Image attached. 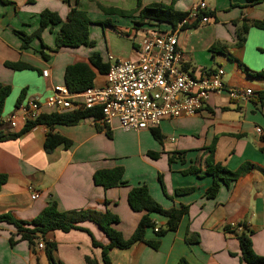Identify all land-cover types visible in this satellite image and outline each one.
Segmentation results:
<instances>
[{"label": "crops", "instance_id": "1", "mask_svg": "<svg viewBox=\"0 0 264 264\" xmlns=\"http://www.w3.org/2000/svg\"><path fill=\"white\" fill-rule=\"evenodd\" d=\"M173 5L174 9L189 14L200 3L206 4L202 13H209V21L190 28H177L178 44L186 65L195 75L224 70L225 90L212 96L204 109L193 117L166 119L156 128L161 140L150 130L125 132L117 121L111 128V137L99 130L100 122L86 119L74 126L57 125L54 132L71 141L68 149L58 148L47 154L44 149L49 129L40 125L16 140L0 142V174L8 179L0 192V216L11 214L20 221H32L47 206L56 204L58 211L96 210L116 215L115 228L126 238L137 228L142 216L131 210L128 194L133 187L146 185L150 195L165 209L188 206L176 231L158 237L148 228L145 240L159 241L158 249L138 242L127 250L112 249V264H177L186 258L190 264H239L240 245L226 227L245 224L252 234L254 252L264 256V101L258 100L264 91V77L254 76L264 70V30L251 27L245 36L240 34L245 21H264V3L249 0H0V85L10 86L0 118V132L13 134L8 116L17 108L23 91L22 103L43 101L54 86L65 84L68 66L87 62L99 53L104 63L110 58L135 61L139 57V44L151 27L136 26L137 13L129 16L108 14L106 10L133 12L138 4ZM87 12L93 23H109L107 30L114 36V44L103 55L99 49L81 46L58 47L57 37L61 25L48 26L41 39L34 38L23 48V35H33L40 27V15L48 10L57 13L66 22L72 8ZM101 25V24H100ZM163 30L171 31L163 26ZM160 32V31H158ZM116 36L129 39L131 50L127 53L116 45ZM241 37L245 38L239 45ZM123 39V40H124ZM126 44V43H123ZM212 47L214 50L212 51ZM42 52L48 55L44 59ZM22 62L30 69L15 71L4 63ZM48 71V78L43 72ZM105 84V75L98 74L96 86ZM252 91L245 100L234 101L228 90ZM257 129H260L258 133ZM215 148L214 159L235 172L245 164L251 170L231 183L222 186L215 199L205 197L212 178L206 175L205 161L208 149ZM185 153L184 164L178 153ZM157 157H150L149 154ZM174 162L169 163V156ZM194 166L198 174L184 175L182 171ZM124 170V185L105 191L96 186L93 176L98 170ZM161 178V181H160ZM29 185L35 187L39 197L32 199ZM181 189H192L186 194H176ZM156 227L163 228L166 219L152 216ZM84 230L38 235L31 248L22 241L17 229L0 222V264H50L46 243L57 244L56 260L64 264H87L86 258L103 264L102 245L109 243L100 227L93 222L80 224ZM187 231L198 235L199 242L186 240ZM11 240L16 241L11 244ZM43 241L45 247L38 248Z\"/></svg>", "mask_w": 264, "mask_h": 264}, {"label": "trees", "instance_id": "2", "mask_svg": "<svg viewBox=\"0 0 264 264\" xmlns=\"http://www.w3.org/2000/svg\"><path fill=\"white\" fill-rule=\"evenodd\" d=\"M31 1V0H29ZM252 3H264V0H249ZM108 14H115L121 16H129L137 13L138 21L136 26L147 25L155 31L166 32L163 30V26L169 27L171 31H175L177 28L185 29L197 26L203 17L210 14L205 12L201 13L197 19L193 22H188L186 19L189 14L186 12H180L174 9L173 5L164 4H151L145 7H141V3L138 4V10L129 12L106 10ZM186 21V22H185ZM93 21L87 12L81 11L76 7L72 8L67 21L62 22L57 13L45 10L40 15V27L33 35H23V48H27L30 41L34 38L41 39L42 32L48 26L61 25L60 32L57 37V46L78 48L81 46L94 47L95 42L89 37V26ZM102 25L106 26L109 23L103 22ZM254 27L264 30V21H245L242 25L240 34H247L249 28ZM245 41L244 37L239 40V45H242ZM214 47H212V51ZM44 59H48V55L42 52ZM4 65L15 71L24 69H30V66L22 63H10L5 62ZM110 64L104 63L101 55L95 52L87 62H77L68 66L65 70L64 81L65 85L72 92L84 91L87 88L95 85V79L98 74L106 75L109 70ZM254 76L264 77V70L254 74ZM11 87L0 85V118L2 117L5 102L10 95ZM25 91L22 92L18 99L17 106L22 103ZM258 100L264 101V91L259 94ZM264 106V104H263ZM93 118L94 122H99L101 114L99 111H87V112H49L40 116L35 121L28 122L20 132L13 134H5L0 132V142L8 140H16L23 134L29 132L33 128L44 125L49 131L46 135L44 143V149L49 155L58 148L68 149L71 146V141L64 138L58 133L54 132V127L57 125L74 126L80 122ZM99 130H104L106 134L111 137V129H108L101 125ZM152 135L155 139L161 140V136L158 130L152 129ZM209 155L206 158V175L212 178L210 187L206 190L205 197L207 199H215L224 185L228 187L231 183L236 182L239 178L247 174L252 165L245 164L237 171L232 172L221 164L217 163L214 159L215 148L210 147L208 149ZM184 152L178 153L179 160L184 164ZM150 157L156 158V154H149ZM174 162V155L169 156V163ZM200 170L194 166H191L187 170L182 171L184 175L198 174ZM124 170L123 168L116 167L107 170H98L93 176V181L96 186L102 187L105 191L117 188L124 185ZM7 175L0 174V192L3 186L7 182ZM161 181V178H160ZM192 189H181L176 191V194H186L191 192ZM128 205L132 211L141 213L142 216L138 222L137 228L134 233L126 238L120 231L115 228V225L119 223V219L116 215L106 210L105 212H99L96 210H74L67 212L58 211L56 204L44 208L40 214L32 221H20L14 218L11 214L1 215L0 222H6L13 225L18 234L21 236L22 241H27L31 248H34L38 235L45 237L48 233L60 230L62 232H70L72 230H84L80 226L83 222H93L97 224L104 232L109 240L107 245H102L93 240V245L102 248L103 264H112L110 258V251L112 249L127 250L138 242H144L154 249H158L160 242H148L145 240V233L148 228L155 229L156 225L152 216H160L166 219V225L159 229L156 233L158 237H162L168 232L176 231L182 218L188 215V206H181L179 208L165 209L150 195L148 187L146 185L133 187L128 194ZM241 232L234 231V228L226 227V232L233 234L240 245V263L239 264H264V256L257 255L253 250L252 234L253 232L248 229L245 224L240 225ZM190 232L187 231L186 240L189 242H199L198 235L189 236ZM16 241L11 240V244H15ZM46 243V255L50 264H64L63 262L56 260L54 252L57 249V244L53 242ZM87 264H98L96 260L89 257L86 258ZM177 264H190L186 258H181Z\"/></svg>", "mask_w": 264, "mask_h": 264}, {"label": "built area", "instance_id": "3", "mask_svg": "<svg viewBox=\"0 0 264 264\" xmlns=\"http://www.w3.org/2000/svg\"><path fill=\"white\" fill-rule=\"evenodd\" d=\"M206 9L200 3L191 12L193 21ZM189 21V17L186 19ZM185 21V22H186ZM192 21V22H193ZM203 17L201 23H207ZM105 84L72 92L65 85L54 86L43 100H29L17 106L7 118L12 129L22 128L30 121L49 112L99 111L100 123L111 129L115 121L125 132H140L158 128L166 119L197 115L214 95L225 90L224 70L195 75L186 65L178 44L176 32L149 31L139 44V57L135 61L110 58ZM48 78V71L43 72ZM250 89L228 90L231 100L241 101L251 96ZM260 133V129H257ZM28 190L32 199L39 197L33 185ZM232 227H239L233 225ZM155 227V233L159 232ZM44 242L38 243L43 249Z\"/></svg>", "mask_w": 264, "mask_h": 264}, {"label": "rangeland", "instance_id": "4", "mask_svg": "<svg viewBox=\"0 0 264 264\" xmlns=\"http://www.w3.org/2000/svg\"><path fill=\"white\" fill-rule=\"evenodd\" d=\"M101 24V23H100ZM98 23H95L94 26L90 27L89 29V37L91 40L96 42V49L98 48L100 53L105 55L107 53V48L112 46L114 44L112 37L113 34L109 30H107L106 27H103L104 25H100ZM124 39V38H123ZM121 39L118 36H116V45L121 49H124V45H127V53L131 50V41L129 42V39ZM126 43V44H123ZM98 52V51H97Z\"/></svg>", "mask_w": 264, "mask_h": 264}, {"label": "water", "instance_id": "5", "mask_svg": "<svg viewBox=\"0 0 264 264\" xmlns=\"http://www.w3.org/2000/svg\"><path fill=\"white\" fill-rule=\"evenodd\" d=\"M92 120H94L93 118H91Z\"/></svg>", "mask_w": 264, "mask_h": 264}]
</instances>
